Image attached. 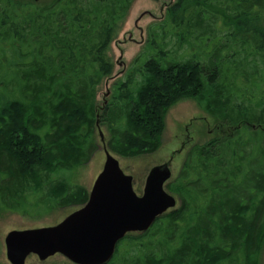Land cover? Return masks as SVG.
I'll return each mask as SVG.
<instances>
[{
  "label": "trees",
  "instance_id": "16d2710c",
  "mask_svg": "<svg viewBox=\"0 0 264 264\" xmlns=\"http://www.w3.org/2000/svg\"><path fill=\"white\" fill-rule=\"evenodd\" d=\"M135 0H0V212L80 208L96 151L157 152L167 111L192 100L217 134L165 185L178 207L128 234L107 264H260L264 251V0H175L102 104ZM0 264H2L0 262Z\"/></svg>",
  "mask_w": 264,
  "mask_h": 264
},
{
  "label": "water",
  "instance_id": "95a60500",
  "mask_svg": "<svg viewBox=\"0 0 264 264\" xmlns=\"http://www.w3.org/2000/svg\"><path fill=\"white\" fill-rule=\"evenodd\" d=\"M104 153L102 170L83 206L55 226L6 234L9 264H25L31 255L43 262L57 254L71 264H107L126 235L148 231L160 216L176 207V199L164 188L171 177L168 164L148 172L143 193L137 196L132 177L123 173L107 148Z\"/></svg>",
  "mask_w": 264,
  "mask_h": 264
},
{
  "label": "rangeland",
  "instance_id": "374dc122",
  "mask_svg": "<svg viewBox=\"0 0 264 264\" xmlns=\"http://www.w3.org/2000/svg\"><path fill=\"white\" fill-rule=\"evenodd\" d=\"M174 1L135 0L133 2L117 38L110 45L109 56L114 64V69L112 76L104 80L97 90L96 99L99 105L102 104L112 84L122 78L130 62L142 50L147 38V27L159 22L163 18L166 8ZM217 132L215 121L210 116L200 110L194 101L183 100L167 111L161 146L157 152L135 158H124L107 150L118 161L123 173L132 177L133 190L137 196H141L146 176L153 167L168 164L171 172L169 181L173 180L190 147L208 142ZM108 138L109 134L105 127L100 126L96 129V151L88 163L72 175V182L84 187L88 192L105 162L104 148H107ZM166 192L168 193V191ZM177 207L178 200L175 209ZM75 210L76 208L60 209L41 217H26L16 213L0 212V262L9 264L5 257L4 246V238L7 233L14 230L55 226ZM133 234L135 235V233ZM25 264L71 263L57 254L43 262L31 255L26 259ZM260 264H264V251L260 257Z\"/></svg>",
  "mask_w": 264,
  "mask_h": 264
}]
</instances>
